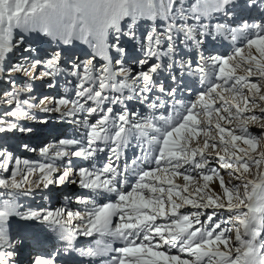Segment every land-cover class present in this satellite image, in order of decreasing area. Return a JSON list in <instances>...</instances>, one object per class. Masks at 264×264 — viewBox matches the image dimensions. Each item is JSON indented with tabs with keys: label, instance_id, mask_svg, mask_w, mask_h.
<instances>
[{
	"label": "snow or ice",
	"instance_id": "obj_1",
	"mask_svg": "<svg viewBox=\"0 0 264 264\" xmlns=\"http://www.w3.org/2000/svg\"><path fill=\"white\" fill-rule=\"evenodd\" d=\"M0 264H264V0H0Z\"/></svg>",
	"mask_w": 264,
	"mask_h": 264
},
{
	"label": "bare ground",
	"instance_id": "obj_2",
	"mask_svg": "<svg viewBox=\"0 0 264 264\" xmlns=\"http://www.w3.org/2000/svg\"><path fill=\"white\" fill-rule=\"evenodd\" d=\"M39 85H40V83L37 82V85L36 86H39ZM44 88H42L43 90H41V91H45L46 89H44ZM78 191L79 190H78V188L75 185H71V186H68V187H65V188H55L54 187V188L51 189V194H50L51 198H50V200H41V199L40 200H35V204L34 205H38V202H39L40 204L41 203H44L45 204V207H51V208L60 207L64 203V201L62 200L63 195L76 193ZM72 207H74V205H72ZM52 238H55V236L54 235L51 236L50 239H52ZM48 240H45L43 242V245ZM26 249H27V247H25L24 251Z\"/></svg>",
	"mask_w": 264,
	"mask_h": 264
},
{
	"label": "rangeland",
	"instance_id": "obj_3",
	"mask_svg": "<svg viewBox=\"0 0 264 264\" xmlns=\"http://www.w3.org/2000/svg\"><path fill=\"white\" fill-rule=\"evenodd\" d=\"M42 88H44V86H43ZM44 89H45V88H44ZM45 91H46V90H45ZM70 186H71V185H70ZM36 200H40V199H39V198H37ZM38 205L45 206V204H44V203H41V204H40L39 202H38ZM73 205H74V204H73ZM33 206H35V205H33ZM71 207H72V205H71Z\"/></svg>",
	"mask_w": 264,
	"mask_h": 264
}]
</instances>
